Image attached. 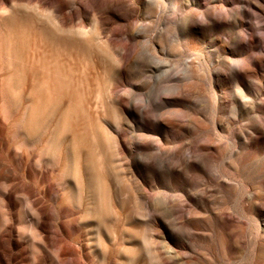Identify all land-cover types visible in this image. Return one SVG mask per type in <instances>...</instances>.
<instances>
[{"label": "rangeland", "instance_id": "obj_1", "mask_svg": "<svg viewBox=\"0 0 264 264\" xmlns=\"http://www.w3.org/2000/svg\"><path fill=\"white\" fill-rule=\"evenodd\" d=\"M31 222L64 264H264V0H0V227Z\"/></svg>", "mask_w": 264, "mask_h": 264}, {"label": "bare ground", "instance_id": "obj_2", "mask_svg": "<svg viewBox=\"0 0 264 264\" xmlns=\"http://www.w3.org/2000/svg\"><path fill=\"white\" fill-rule=\"evenodd\" d=\"M29 205V204H28ZM33 205V203H32ZM6 206V205H4ZM7 206H10L9 204ZM7 222L11 223L10 208L7 209ZM40 217L44 216L42 209H37ZM8 228L2 229L0 227L1 242H0V264H44L46 258H49L54 264H64L69 258V250L67 248H59L54 252L41 251L35 248V243L44 240L50 244V237L45 229V225L41 228H35L33 223L26 230H17L9 225ZM8 229V230H7ZM7 231V232H5ZM46 233V238H42L41 235ZM16 235V244L12 240V236ZM24 241L18 244L19 239ZM74 255H76V249L73 248ZM68 264H74V260L71 258Z\"/></svg>", "mask_w": 264, "mask_h": 264}]
</instances>
